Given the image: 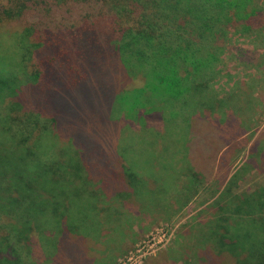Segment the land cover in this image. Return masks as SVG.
Segmentation results:
<instances>
[{"label":"trees","instance_id":"1","mask_svg":"<svg viewBox=\"0 0 264 264\" xmlns=\"http://www.w3.org/2000/svg\"><path fill=\"white\" fill-rule=\"evenodd\" d=\"M257 1L0 0V31L18 35L14 50L0 46V264H46L32 262V241L60 237L78 214L72 200L95 180L77 152L86 136L79 117L95 100L139 104L180 88L220 106L209 85L218 42L231 25L264 27ZM69 111L74 118L63 117ZM62 120L74 134L77 164L40 151L45 135L48 151L70 138ZM116 168L110 182L125 183L130 175ZM245 198L217 203L214 220L190 244L194 264H264V218L242 212L251 206ZM36 248L39 258L43 249L52 257L45 245Z\"/></svg>","mask_w":264,"mask_h":264},{"label":"rangeland","instance_id":"2","mask_svg":"<svg viewBox=\"0 0 264 264\" xmlns=\"http://www.w3.org/2000/svg\"><path fill=\"white\" fill-rule=\"evenodd\" d=\"M256 4L264 18V0ZM223 32L209 83L220 106L208 107L180 88L148 94L139 104L102 99L86 111L77 104L86 129L77 152L87 156L84 165L95 180L72 200L78 214L67 220L69 231L32 241V262L194 264L189 247L214 220L218 202L246 195L251 206L242 212L264 218V27L245 32L237 24ZM17 37L16 31H0L1 52L14 50ZM100 68L106 70L103 63ZM68 124L61 121L64 136ZM73 136L48 151L45 143L53 142L45 135L40 151L77 164ZM116 167L130 175L125 183L110 182ZM39 245L52 251L50 259L44 249L41 259L35 255Z\"/></svg>","mask_w":264,"mask_h":264}]
</instances>
